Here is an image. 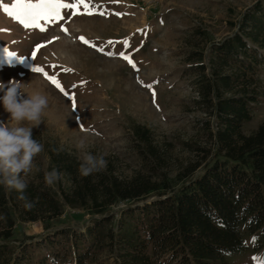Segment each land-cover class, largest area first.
<instances>
[{"label": "rangeland", "instance_id": "374dc122", "mask_svg": "<svg viewBox=\"0 0 264 264\" xmlns=\"http://www.w3.org/2000/svg\"><path fill=\"white\" fill-rule=\"evenodd\" d=\"M257 1L87 0L91 15L83 5L76 15L74 9H64L63 20L41 21L45 31L25 28L0 7V81H22L27 85L25 92L40 91L49 100L43 122L32 130L44 150L35 157L32 171L23 177L25 181L43 182L41 174L47 172L49 162L45 145L49 142L81 159L85 151L103 155L119 175L131 176L143 168L131 132L134 123L148 125L155 142L166 152L167 162L160 169L171 176L182 170L196 158L191 145L198 142L203 146L207 141L206 135L198 133L209 117L195 102V50L204 51L208 60L211 43L233 34L237 27H232L231 22L238 23ZM12 2L0 0V4ZM80 37L96 47L83 43ZM4 49L15 53L22 62L12 59L9 63ZM121 52L131 56L136 68L121 58ZM34 67L55 77L65 92L44 73L34 72ZM7 118L0 105V120ZM263 121L264 96L244 131H254ZM215 125L213 121L214 128ZM81 138L87 147L78 150L75 145ZM154 197L155 194L148 200ZM128 205L120 202L110 211ZM96 217L84 209L66 206L48 227L40 220H17L10 242L14 258L20 264H75L69 256L61 260L66 244L55 245L51 239H60L56 232L61 228L84 231ZM248 245L252 246L251 240ZM58 250L61 255L55 261L52 252ZM230 261L264 264V250L254 253L247 249L234 254ZM92 264L116 263L106 250Z\"/></svg>", "mask_w": 264, "mask_h": 264}, {"label": "trees", "instance_id": "16d2710c", "mask_svg": "<svg viewBox=\"0 0 264 264\" xmlns=\"http://www.w3.org/2000/svg\"><path fill=\"white\" fill-rule=\"evenodd\" d=\"M231 26L233 34L211 43L208 60L195 50V102L209 117L198 131L206 143L191 145L196 158L171 176L160 169L168 156L151 128L134 123L143 168L122 176L109 161L84 177L81 158L47 143V172L56 169L60 178L49 186L43 173L42 183L26 182L34 207L0 185V264H20L10 248L17 220L48 227L66 206L97 215L84 231L61 228L60 239H51L67 245L61 260L75 264H92L106 250L116 264H238L230 261L234 254L264 250V121L244 131L264 96V0ZM120 202L129 205L110 211ZM60 255L52 252L55 261Z\"/></svg>", "mask_w": 264, "mask_h": 264}, {"label": "clouds", "instance_id": "9594fccd", "mask_svg": "<svg viewBox=\"0 0 264 264\" xmlns=\"http://www.w3.org/2000/svg\"><path fill=\"white\" fill-rule=\"evenodd\" d=\"M22 81H0V105L8 114L7 120H0V185L7 190H15L24 201V207H34L25 194L27 183L23 178L33 169V161L43 150L44 145L34 139L33 128L43 122V115L49 106L46 94L33 91L25 92ZM75 147H87L84 138L78 139ZM107 161L103 155L85 151L79 165V172L87 177L105 169ZM60 178L56 169L45 173V183L53 185Z\"/></svg>", "mask_w": 264, "mask_h": 264}, {"label": "snow or ice", "instance_id": "6c2138e0", "mask_svg": "<svg viewBox=\"0 0 264 264\" xmlns=\"http://www.w3.org/2000/svg\"><path fill=\"white\" fill-rule=\"evenodd\" d=\"M80 5L84 6L87 14H92L87 0H75V3H66L65 0H13L11 5L0 4V7L3 8L4 12L9 17L19 22L25 28L33 27L38 28L40 31H45L46 27L41 24V21L53 23L63 20L64 16L62 15V10L64 9H74L73 15H76ZM62 30L67 31V29ZM80 40L85 44L96 47V45L92 44L90 41H87L84 37H80ZM109 43H111V41ZM124 43L127 45V41H124ZM98 50L103 52V49ZM4 52L9 58V63H11L12 59H17L22 62L21 58H19L15 53L8 51V49H4ZM108 55H114V53H108ZM119 55L133 68H136V64L131 59L130 55H125L123 52H121ZM32 70L34 72L44 73L46 79L53 83L55 87H57L61 92H65V89L57 81V79L55 77L49 76L43 68L34 67ZM68 71H71V69ZM254 240L255 238H253V241ZM253 259L257 260L258 258L253 257Z\"/></svg>", "mask_w": 264, "mask_h": 264}]
</instances>
